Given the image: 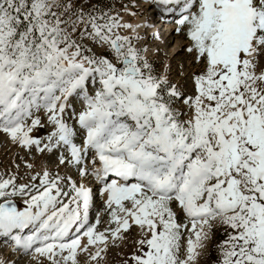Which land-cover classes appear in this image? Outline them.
Listing matches in <instances>:
<instances>
[{"label": "snow or ice", "instance_id": "6c2138e0", "mask_svg": "<svg viewBox=\"0 0 264 264\" xmlns=\"http://www.w3.org/2000/svg\"><path fill=\"white\" fill-rule=\"evenodd\" d=\"M148 3L186 38L190 92L99 0H0V134L68 170L0 172V239L36 264H103L133 231L124 264L213 243L214 264H264V0Z\"/></svg>", "mask_w": 264, "mask_h": 264}, {"label": "rangeland", "instance_id": "374dc122", "mask_svg": "<svg viewBox=\"0 0 264 264\" xmlns=\"http://www.w3.org/2000/svg\"><path fill=\"white\" fill-rule=\"evenodd\" d=\"M143 0H99L98 6L103 8L105 11H110L113 14H119L120 17L123 16L126 11L131 10L135 15L140 16L141 19H144L148 16L150 12H148L147 8H142ZM143 13V14H142ZM129 24H132L133 18H126ZM176 36V34H175ZM181 40L182 50L175 56V58L171 59L169 57L170 49L168 46L175 41L170 40L168 42L167 47H160V49L151 48V45L146 42L144 44V39L142 38L138 46L146 48L147 55L149 59L154 63L156 69L160 72L165 71V69L170 70L171 79L173 82L185 85L188 91H191V81L186 76V73H190L193 71H198V66L194 65L193 57L187 53L184 48V45L187 43L184 34L181 32L177 36ZM173 43V44H174ZM144 44V45H143ZM172 49V47H171ZM94 50L99 51V49L94 48ZM155 51L158 53H155ZM36 135L43 137L45 135V131L41 130L36 133ZM21 157L23 159H21ZM27 160L30 163L35 164L34 171H40L44 167H48L53 171H60L61 175H64L68 172L67 169L60 167L57 169V159L55 155H41L34 154L33 156H29L25 153V151L21 150L19 147L12 145L8 142L7 138L0 134V172L6 171H15V165H21V174H23L27 169L24 168V161ZM71 174V173H68ZM23 182V181H22ZM103 201L97 196L96 199V207L92 212V220L94 222L97 212L100 213L101 224L99 225L100 230H103L107 226V216L103 213ZM136 233L133 231L132 235L129 237V241L126 244L121 245L120 247H111L107 253L106 260L103 264H124V261L128 259L131 255L134 247L131 243L132 239H134ZM220 234L217 233V240L220 239ZM0 253L4 255L6 252L5 242L1 244ZM19 264H36L34 260H32L29 256H24L21 258V255H17ZM217 258V253L215 251L214 243L209 245L208 252L201 257L200 264H214ZM84 257H81V264H83ZM129 264L131 262L129 261Z\"/></svg>", "mask_w": 264, "mask_h": 264}, {"label": "bare ground", "instance_id": "6f19581e", "mask_svg": "<svg viewBox=\"0 0 264 264\" xmlns=\"http://www.w3.org/2000/svg\"><path fill=\"white\" fill-rule=\"evenodd\" d=\"M142 8H147L146 10L148 12H159V10H157L156 8H154L153 6H151L148 3V0H143V3L141 4ZM143 14V13H142ZM128 17H132L134 20L132 22V25H140V27L137 29V31L139 32V34H141L142 32L145 33L146 32V28L148 31L154 29L159 35L164 34L166 31H168L169 29L173 28V24H175L174 20L175 18L173 16L164 14L163 15V22H157L159 23L157 27L154 28L153 24H151L149 22V17L147 16L144 19H141L140 16L135 15L131 10L126 11L124 16H123V21L128 23V20H126V18ZM121 34L122 35H132L130 30H125V29H121ZM172 37V41L174 40V42H172L169 46L168 49H170V51H168V53H170L169 57L171 59L175 58V56L182 50V45H181V40L175 36L173 33L171 34ZM174 43V44H173ZM172 47V49H171ZM98 187V186H96ZM5 242L3 239H0V247L2 246L1 244ZM6 245V244H5ZM7 247V246H6ZM3 255V254H2ZM20 253L18 252H9L6 250V252L4 253L3 256L5 257H11L12 260H18ZM33 260V259H32Z\"/></svg>", "mask_w": 264, "mask_h": 264}]
</instances>
